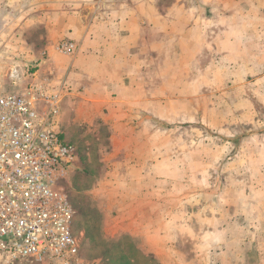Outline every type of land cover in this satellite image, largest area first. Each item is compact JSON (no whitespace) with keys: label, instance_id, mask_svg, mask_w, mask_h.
<instances>
[{"label":"rangeland","instance_id":"obj_1","mask_svg":"<svg viewBox=\"0 0 264 264\" xmlns=\"http://www.w3.org/2000/svg\"><path fill=\"white\" fill-rule=\"evenodd\" d=\"M11 24L0 27V95L22 94L31 84L60 95L53 126L74 149L75 161L56 189L73 210L71 230L83 264H188L187 256L181 263H175L173 256V216L178 204L174 183L181 184L182 196L188 195L190 187L196 192L198 203L190 206L183 201L182 210L196 214L198 228H228L229 250L249 243L253 236L237 235V231L248 229L253 221L246 205L236 204L237 189L231 185L237 179L264 180V90L257 93L256 104L246 103L239 85L238 92L228 91L236 86V77L175 75L166 79L163 93L155 94L163 103H157L154 94L150 97L157 108L150 106L147 123L132 138L110 137L106 109L75 107L66 116L72 121L63 130L59 117L68 87L50 85L52 76L41 67L39 57L44 55L43 45L29 42L38 37L15 42V28L7 27ZM64 43L73 44L74 52L62 53L59 46ZM55 49L66 55L78 51L72 42H61ZM223 87L225 91L215 92ZM256 166H261L260 173ZM202 210L208 214H197ZM200 242L192 264H208Z\"/></svg>","mask_w":264,"mask_h":264},{"label":"crops","instance_id":"obj_2","mask_svg":"<svg viewBox=\"0 0 264 264\" xmlns=\"http://www.w3.org/2000/svg\"><path fill=\"white\" fill-rule=\"evenodd\" d=\"M8 21L12 24L7 27L15 28V42L38 37L29 42L43 45L44 55L39 57L41 67L52 76L50 85L68 87L59 117L63 130L75 107L106 109L110 137L132 138L147 123L150 106L163 103L155 97L175 75L236 77V86L228 91L238 92L239 85L246 103L256 104L257 93L264 90V0H0V27ZM61 42L74 43L77 53L57 51ZM153 94L157 103H150ZM174 184L175 263L186 256L188 264L194 263L199 240L208 264H264V180L237 179L231 185L237 189L236 204L246 205L254 222L248 229H238L237 235L253 237L235 250H229L228 228H198L196 214L184 213L183 201L190 206L198 203L196 192L190 187L182 196L181 184Z\"/></svg>","mask_w":264,"mask_h":264},{"label":"built area","instance_id":"obj_3","mask_svg":"<svg viewBox=\"0 0 264 264\" xmlns=\"http://www.w3.org/2000/svg\"><path fill=\"white\" fill-rule=\"evenodd\" d=\"M70 54L71 43L59 46ZM60 95L31 84L0 95V262L83 264L74 213L56 184L75 152L54 129Z\"/></svg>","mask_w":264,"mask_h":264}]
</instances>
